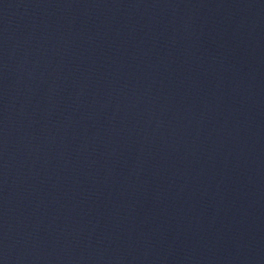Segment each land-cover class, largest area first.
<instances>
[{
    "label": "water",
    "instance_id": "water-1",
    "mask_svg": "<svg viewBox=\"0 0 264 264\" xmlns=\"http://www.w3.org/2000/svg\"><path fill=\"white\" fill-rule=\"evenodd\" d=\"M0 264H264V0H0Z\"/></svg>",
    "mask_w": 264,
    "mask_h": 264
}]
</instances>
